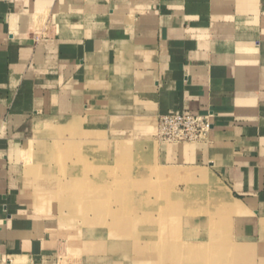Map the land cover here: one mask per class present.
Here are the masks:
<instances>
[{
  "label": "crops",
  "instance_id": "1",
  "mask_svg": "<svg viewBox=\"0 0 264 264\" xmlns=\"http://www.w3.org/2000/svg\"><path fill=\"white\" fill-rule=\"evenodd\" d=\"M184 109L214 112L209 139L156 156L208 167L229 210L222 248H187L184 264L195 251L264 264V0H0V264H110L60 260L61 208L41 191L66 184L45 177L36 138L71 129L77 143L146 150L159 117Z\"/></svg>",
  "mask_w": 264,
  "mask_h": 264
},
{
  "label": "rangeland",
  "instance_id": "2",
  "mask_svg": "<svg viewBox=\"0 0 264 264\" xmlns=\"http://www.w3.org/2000/svg\"><path fill=\"white\" fill-rule=\"evenodd\" d=\"M58 132L44 135V141L36 138L32 149L45 146L52 169L45 177L66 184V189L41 191H50L61 208L60 260L90 253L110 264H184L187 248H222L229 233L222 180L208 167L160 161L155 147L178 142L162 141L158 125L146 150L141 142L116 143L107 150L102 142L77 143L71 129L62 140ZM39 159L28 163L37 166ZM84 177L88 186L75 188ZM81 248L94 250L74 252ZM199 255L193 252L192 264H201Z\"/></svg>",
  "mask_w": 264,
  "mask_h": 264
},
{
  "label": "built area",
  "instance_id": "3",
  "mask_svg": "<svg viewBox=\"0 0 264 264\" xmlns=\"http://www.w3.org/2000/svg\"><path fill=\"white\" fill-rule=\"evenodd\" d=\"M215 114H196L189 109L163 114L158 119V136L166 142L207 141L214 126Z\"/></svg>",
  "mask_w": 264,
  "mask_h": 264
}]
</instances>
